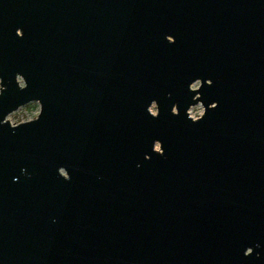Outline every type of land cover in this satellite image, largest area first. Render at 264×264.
<instances>
[{
	"label": "water",
	"instance_id": "1",
	"mask_svg": "<svg viewBox=\"0 0 264 264\" xmlns=\"http://www.w3.org/2000/svg\"><path fill=\"white\" fill-rule=\"evenodd\" d=\"M0 121V264H264V0H0Z\"/></svg>",
	"mask_w": 264,
	"mask_h": 264
},
{
	"label": "rangeland",
	"instance_id": "2",
	"mask_svg": "<svg viewBox=\"0 0 264 264\" xmlns=\"http://www.w3.org/2000/svg\"><path fill=\"white\" fill-rule=\"evenodd\" d=\"M20 83L22 81L20 80ZM199 82H195L192 84L193 88H196V85ZM150 111L152 113H156V106L152 104L150 106ZM189 115L192 118H197L203 113V106L201 103H197L189 108ZM39 113V103L37 101H31L25 105L20 106L15 111L8 114L7 119L10 121L11 124H18L24 121H28L34 119ZM157 145V144H156Z\"/></svg>",
	"mask_w": 264,
	"mask_h": 264
},
{
	"label": "snow or ice",
	"instance_id": "3",
	"mask_svg": "<svg viewBox=\"0 0 264 264\" xmlns=\"http://www.w3.org/2000/svg\"><path fill=\"white\" fill-rule=\"evenodd\" d=\"M16 34H17V33H16ZM205 82L208 83V84H211V83H212L211 80H207V81H205ZM199 86H200V85H199V83H198V84L196 85V87L198 88ZM208 107H209V108H215V107H216V104H215V103L209 104ZM203 111H204V114H205L206 109H204ZM41 114H42V112L40 113V115H41ZM173 114H178V108L175 109V110L173 111ZM152 115H153V116H156V113H152ZM2 123H4V121H0V124H2ZM16 126H18V125H14L13 127H16ZM156 149H157L158 152H162V150H163V148H162V144L158 143V144L156 145Z\"/></svg>",
	"mask_w": 264,
	"mask_h": 264
}]
</instances>
